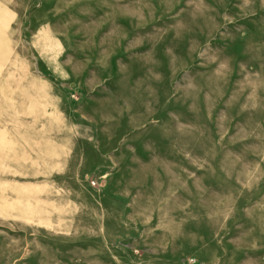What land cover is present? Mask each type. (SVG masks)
I'll return each instance as SVG.
<instances>
[{"label": "rangeland", "instance_id": "374dc122", "mask_svg": "<svg viewBox=\"0 0 264 264\" xmlns=\"http://www.w3.org/2000/svg\"><path fill=\"white\" fill-rule=\"evenodd\" d=\"M0 264H264V0H0Z\"/></svg>", "mask_w": 264, "mask_h": 264}, {"label": "bare ground", "instance_id": "6f19581e", "mask_svg": "<svg viewBox=\"0 0 264 264\" xmlns=\"http://www.w3.org/2000/svg\"><path fill=\"white\" fill-rule=\"evenodd\" d=\"M3 156V155H2Z\"/></svg>", "mask_w": 264, "mask_h": 264}]
</instances>
